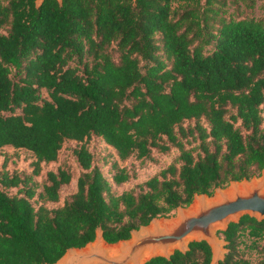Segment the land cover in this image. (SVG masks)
I'll return each mask as SVG.
<instances>
[{
	"label": "trees",
	"instance_id": "1",
	"mask_svg": "<svg viewBox=\"0 0 264 264\" xmlns=\"http://www.w3.org/2000/svg\"><path fill=\"white\" fill-rule=\"evenodd\" d=\"M256 0H0V148L32 152L34 174L66 140L85 170L59 207L71 173H0V264H51L103 232L127 239L155 217L188 206L264 169V16ZM207 122L205 125L202 120ZM186 121L194 125L185 126ZM96 135L122 161L179 149L176 162L140 190L111 191L85 142ZM199 142L195 147L187 144ZM179 163V165H178ZM112 182L131 178L112 165ZM41 200L36 205L32 200ZM219 264L264 253V220L249 215L221 231ZM247 241L249 243H247ZM146 264H211L206 241Z\"/></svg>",
	"mask_w": 264,
	"mask_h": 264
},
{
	"label": "water",
	"instance_id": "2",
	"mask_svg": "<svg viewBox=\"0 0 264 264\" xmlns=\"http://www.w3.org/2000/svg\"><path fill=\"white\" fill-rule=\"evenodd\" d=\"M244 215L264 220V169L260 177L218 187L212 194H196L174 216L155 217L132 230L127 239L108 242L99 229L94 240L69 248L51 264H146L156 256L169 259L176 250L185 253L193 241H206L212 251L211 264H219L229 250L219 233Z\"/></svg>",
	"mask_w": 264,
	"mask_h": 264
},
{
	"label": "rangeland",
	"instance_id": "3",
	"mask_svg": "<svg viewBox=\"0 0 264 264\" xmlns=\"http://www.w3.org/2000/svg\"><path fill=\"white\" fill-rule=\"evenodd\" d=\"M251 14L256 17L264 16V0H256L255 7L252 9ZM262 108L264 115V105L262 106ZM202 122L207 125V122L204 119L202 120ZM194 123V121H186L184 125H194ZM198 143L199 142H192L187 144V146L189 148L195 147L198 145ZM81 144L82 143H79L75 140H66L59 152L58 160L49 163L42 162L40 173L37 175L34 174L33 164L36 161V157L32 152L26 149H17L12 146L1 147L0 173L4 170H8L10 173L17 172L29 175L31 176L30 184L34 185L37 188V191H40L42 190L43 184L46 181L48 171H57L60 166L63 167L71 173V181L61 187L60 200L58 202L45 203V205L49 208L59 207L63 204L65 198L76 192L78 177L83 172H85L75 154V150L79 148ZM85 145L94 155V164L100 167L104 175L111 182V191L115 194H120L124 190L130 189L139 191L141 184H143L146 180L153 177L154 175L160 174L163 169L176 162L177 157L180 154L179 149L176 147H172L169 151L166 152L154 149L151 156L148 158L138 159L136 157H130L129 159L122 161L118 158L115 150L111 146L107 145L102 138L96 135H92L85 142ZM114 163L119 167H126L127 170L131 173V178L127 182L119 186L115 185L112 182V174L115 172V168L112 167ZM262 171L261 173H256L253 177H260ZM233 182L238 181H232L228 185L221 188H227ZM32 201L36 205H40L42 203L41 200L37 201L36 197ZM176 212L177 209L167 217L174 216ZM219 235L222 238L224 237L222 233H219ZM247 243L249 242L247 241ZM263 243L264 240L261 242V244ZM240 249L254 262H259L264 256V253L259 252V249L250 248L244 244L240 246Z\"/></svg>",
	"mask_w": 264,
	"mask_h": 264
},
{
	"label": "bare ground",
	"instance_id": "4",
	"mask_svg": "<svg viewBox=\"0 0 264 264\" xmlns=\"http://www.w3.org/2000/svg\"><path fill=\"white\" fill-rule=\"evenodd\" d=\"M111 252H113V250Z\"/></svg>",
	"mask_w": 264,
	"mask_h": 264
}]
</instances>
